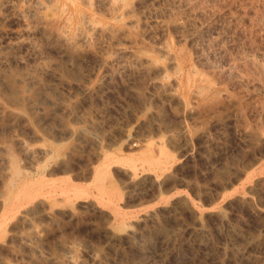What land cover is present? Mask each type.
I'll use <instances>...</instances> for the list:
<instances>
[{
	"label": "rangeland",
	"instance_id": "rangeland-1",
	"mask_svg": "<svg viewBox=\"0 0 264 264\" xmlns=\"http://www.w3.org/2000/svg\"><path fill=\"white\" fill-rule=\"evenodd\" d=\"M0 55V264H264V0H0Z\"/></svg>",
	"mask_w": 264,
	"mask_h": 264
},
{
	"label": "bare ground",
	"instance_id": "bare-ground-1",
	"mask_svg": "<svg viewBox=\"0 0 264 264\" xmlns=\"http://www.w3.org/2000/svg\"><path fill=\"white\" fill-rule=\"evenodd\" d=\"M8 1H10V0H8ZM69 1H70V0H69ZM72 1H73V0H72ZM119 1L121 2V0H119ZM27 2H28V1H27ZM27 2H26V3H27ZM48 2H49V1H48ZM169 2H170V1H169ZM32 4H33V3H32ZM87 4H88V3H87ZM115 4H116V3H115ZM38 5H40V4H38ZM117 5H118V4H117ZM1 7H2V6H1ZM8 7H9V5H8ZM21 7H22V6H21ZM45 7H46V6H45ZM54 7H55V6H54ZM119 7H120V6H119ZM13 8H15L14 5H13ZM34 8H35V7H34ZM36 8H37V7H36ZM48 8H49V7H48ZM102 8H103V7H102ZM126 8H127V7H126ZM9 9H10V8H9ZM116 9H117V8L115 7V10H116ZM119 9H120V8H119ZM57 10H58V9H57ZM65 10H66V9H65ZM27 11H28V10H27ZM63 12H64V11H63ZM242 13H243V12H242ZM16 14H17V13H16ZM29 14H30V13H29ZM33 14H34V13H33ZM43 14H44V13H43ZM65 14H66V13H65ZM56 15H57V14H56ZM56 15H55V16H56ZM61 15H62V14H61ZM61 15H60V17H61ZM78 15H79V14H78ZM80 15L82 16V14H80ZM23 16H24V15H23ZM29 16H30V15H29ZM29 16H28V17H29ZM50 16H51V14H50ZM68 16H69V15H68ZM81 16H80V18H81ZM123 16H124V15H123ZM83 17H84V16H83ZM21 18H22V17H21ZM21 18H20V19H21ZM23 18H24V17H23ZM25 18H26V17H25ZM71 18H72V17H71ZM26 19H27V18H26ZM29 19H30V18H29ZM39 19H40V17H39ZM27 20H28V19H27ZM71 20H72V19H71ZM20 21H21V20H20ZM58 21H59V20H58ZM67 22H68V21H67ZM71 22H72V21H71ZM85 22H86V21H85ZM22 23H23V22H22ZM25 23H26V22H25ZM31 23H32V22H31ZM83 23H84V22H83ZM86 23L88 24V22H86ZM86 23H85V26H86ZM89 23H90V22H89ZM44 24H45V23H44ZM66 24H67V23H66ZM68 24H69V23H68ZM92 24H93V23H92ZM33 25H34V24H33ZM88 25H89V24H88ZM85 26H84V27H85ZM27 27H28V25H27ZM32 27H33V26H32ZM77 27H78V26H77ZM181 27H182V26H181ZM78 28H79V27H78ZM86 28H87V27H86ZM88 28H89V27H88ZM32 29H33V28H32ZM59 29H60V28H59ZM115 29H116V28H115ZM109 30H110V29H109ZM111 30H112V29H111ZM86 31H87V30H86ZM97 31H98V30H97ZM26 32H27V31H26ZM28 32H29V30H28ZM80 32H81V31H80ZM114 32H115V30H114ZM67 33H68V31H67ZM97 33H98V32H97ZM95 34H96V32H95ZM100 34H101V32H100ZM85 35H86V34H85ZM102 35H103V34H102ZM111 35H112V34H111ZM70 36H71V35H70ZM76 36H77V35H76ZM95 36H96V35H95ZM67 37H69V36H67ZM83 37H84V36H83ZM85 37H86V36H85ZM99 37H100V36H99ZM16 38H17V37H16ZM76 38H77V37H76ZM97 38H98V37H97ZM21 39H22V38H21ZM25 40H26V39H25ZM82 40H83V39H82ZM88 40H89V38H88ZM88 40H87V41H88ZM17 41H18V40H17ZM18 42H19V41H18ZM22 42H23V39H22ZM63 42H64V41H63ZM77 42H78V40H77ZM82 42H84V41H82ZM81 45H82V44H81ZM84 45H85V44H84ZM86 45H87V44H86ZM13 47L15 48V46H13ZM11 48H12V47H11ZM161 48H163V47H161ZM168 50H169V48H168ZM73 52H74V50H73ZM73 52H72V53H73ZM164 53H165V51H164ZM0 56H1V55H0ZM122 65H123V64H122ZM214 67H215V66H214ZM207 68H208V67H207ZM133 69H134V68H133ZM251 69H252V68H251ZM243 72H244V71H243ZM28 76H30V75H28ZM22 77H23V75H22ZM22 77H21V79H22ZM28 79L31 80L30 78H28ZM18 81H19V80H18ZM27 81H28V80H26V82H27ZM245 81H246V80H245ZM31 82H32V81H31ZM23 83H24V82H23ZM24 84H25V83H24ZM155 84H156V83H155ZM209 84H210V83H209ZM29 85H30V84H29ZM34 85H36V84H34ZM30 86H31V85H30ZM212 87H213V86H212ZM208 88H209V87H208ZM24 89H25V88H24ZM24 89H23V91H24ZM208 90H209V89H208ZM205 91H206V90H205ZM26 92H27V91H26ZM209 92H210V91H209ZM216 92H217V91H216ZM219 93H220V92H219ZM219 93H214V94L216 95V94H219ZM27 94H28V93H27ZM202 94H203V90H202ZM205 94H206V93H205ZM205 94H203V95H205ZM22 95H23V94H22ZM30 96H31V95H30ZM222 96H223V95H222ZM25 97H26V96H25ZM210 97H211V96H210ZM226 97H228V96H226ZM31 98H32V97H31ZM207 98H209V96H208ZM223 98H224V96H223ZM228 98H229V97H228ZM228 98H226V99H228ZM211 99H212V98H211ZM218 99H219V98H218ZM11 100H12V99H11ZM23 100H24V99H23ZM27 101H28V100H27ZM215 101H216V100H215ZM14 102H16V101H14ZM2 108H3V107H2ZM4 110H5V108H4ZM6 110H8V109H6ZM2 112H3V111H2ZM9 112H11V111H9ZM4 114H5V113H4ZM11 114H12V113H11ZM250 116H251V115H250ZM181 135H182V134H181ZM181 137H183V136H181ZM184 140H185V139H184ZM24 145H25V144H24ZM22 147H23V146H22ZM27 148H28V147H27ZM6 150H7V149H6ZM21 150H22V149H21ZM33 152H34V151H33ZM5 153H6V152H5ZM40 153H41V152H40ZM36 154H38V153H36ZM43 154H44V153H43ZM43 154H42V155H43ZM22 155H23V154H22ZM30 155H31V154H30ZM32 156H33V155H32ZM25 157H26V156H25ZM26 158H27V157H26ZM35 158H36V156H35ZM30 159H32V158H30ZM30 159H29V160H30ZM0 160H1V159H0ZM1 161H2V160H1ZM1 161H0V162H1ZM11 161H12V160H11ZM2 162H3V161H2ZM4 162H5V161H4ZM4 162H3V163H4ZM7 162H8V161H7ZM10 164H11V163H10ZM10 164H9V165H10ZM12 164H14V163H12ZM7 168H8V167H7ZM1 172H3V171L1 170ZM4 172H5V171H4ZM12 172H13V174H18V169H17V168H13V171H12ZM5 173H6V172H5ZM0 174H1V173H0ZM1 178H2V177H1ZM1 178H0V179H1ZM3 178H4V177H3ZM18 178H19V177H18ZM5 179H6V178H5ZM6 180H7V179H6ZM2 181H3V180H2ZM3 182H4V181H3ZM3 182H2V183H3ZM5 182H6V181H5ZM7 182H8V180H7ZM140 185H141V184H140ZM132 187H133V186H132ZM30 191H31V190H30ZM34 192H35V191H34ZM4 193H5V192H4ZM19 193H20V192H19ZM29 193H30V192H29ZM23 194H24V193H23ZM23 194H22V195H23ZM30 194H31V193H30ZM30 194H29V195H30ZM19 195H20V194H19ZM20 196H21V195H20ZM0 198H1V197H0ZM13 199H14V198H13ZM240 199H241V198H240ZM248 199H249V198H248ZM0 201H1V200H0ZM248 201H251V200H248ZM24 203H25V200H24ZM24 203H23V204H24ZM15 204H16V203H15ZM15 204H13V207L15 206ZM20 204H21V202H20ZM8 205H9V204H8ZM246 205H247V204H246ZM249 206H250V204H249ZM19 207H20V205H19ZM9 208H11V207H9ZM4 211H5V210H4ZM22 212H23V211H22ZM20 213H21V212H20ZM1 214H2V213H0V215H1ZM26 214H27V213H26ZM4 215H5V213H4ZM9 216H10V215H9ZM11 216H12V215H11ZM2 217H3V216H2ZM16 218H17V217H16ZM20 218H21V217H20ZM1 219H2V218H1ZM1 219H0V220H1ZM5 219H6V218H5ZM8 219H10V218H8ZM22 219H23V218H22ZM5 221H7V220H5ZM2 223H3V222H2ZM1 227H2V226H1ZM4 229H5V228H4ZM5 230H6V229H5ZM1 231L3 232V230H1ZM1 231H0V232H1ZM15 231H16V230H15ZM13 232H14V231H13ZM32 233H33V232H32ZM105 233H106V232H105ZM3 234H5V233H3ZM17 234L19 235V233H17ZM130 235H131V233H130ZM135 235H136V234H135ZM136 236H138V235H136ZM17 237H18V236H17ZM24 237H25V236H24ZM129 237H130V236H129ZM166 237H167V236H166ZM11 238H12V237H11ZM141 238H142V237H141ZM8 239H9V238H8ZM20 239H21V238H20ZM24 239H25V238H24ZM34 239H35V238H34ZM112 239H113V238H112ZM149 239H150V238H149ZM128 240H129V238H128ZM165 241H166V240H165ZM131 242H132V241H131ZM150 242H151V241H150ZM10 243H11V242H10ZM14 243H15V242H14ZM126 243H129V242L127 241ZM148 243H149V242H148ZM254 243H256V242H254ZM254 243H253V244H254ZM131 244H132V243H131ZM133 244H134V243H133ZM169 244H170V243H169ZM253 244H252V245H253ZM128 245H129V244H128ZM143 245H144V244H143ZM248 245H249V244H248ZM246 246H247V245H246ZM1 247H2V246H1ZM256 247H257V246H256ZM15 248H16V247H15ZM135 248H137V246H136ZM141 248H142V247H141ZM8 249H9V248H8ZM70 249H71V248H70ZM245 249H246V248H245ZM247 249H248V247H247ZM250 249H251V248H250ZM3 250H4V249H3ZM17 250H18V248H17ZM17 250H16V251H17ZM26 250H27V249H26ZM29 250H30V249H29ZM243 250H244V249H243ZM72 251H73V250H72ZM13 253H14V252H13ZM66 253H67V252H66ZM91 254H92V253H91ZM94 255H95V254H94ZM68 256H69V255H68ZM68 256H67V257H68ZM72 257H73V256H72ZM72 257L70 256V258H72ZM95 257H96V255H95ZM102 257H103V256H102ZM68 258H69V257H68ZM36 259H37V258H36ZM242 259H243V257H242ZM66 260H67V259H66ZM66 260L64 261V263H66ZM70 260H71V259H70ZM92 260H93V259H92ZM103 260H104V259H103ZM68 261H69V260H68ZM68 261H67V263H68ZM72 261H73V260H72ZM105 261H106V260H105ZM249 261H250V260H249ZM70 262H71V261H70ZM73 262H74V261H73ZM77 262H78V261H77ZM74 263H75V262H74ZM94 263H95V261H94ZM94 263H93V264H94ZM104 263H105V262H104ZM72 264H73V263H72Z\"/></svg>",
	"mask_w": 264,
	"mask_h": 264
}]
</instances>
